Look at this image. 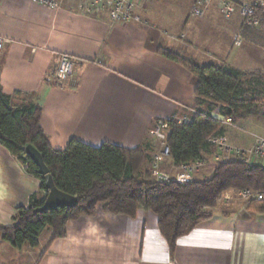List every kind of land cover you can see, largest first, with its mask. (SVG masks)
Instances as JSON below:
<instances>
[{"label":"crops","instance_id":"0c3cea01","mask_svg":"<svg viewBox=\"0 0 264 264\" xmlns=\"http://www.w3.org/2000/svg\"><path fill=\"white\" fill-rule=\"evenodd\" d=\"M193 2L159 0L137 10L140 22L114 23L79 5L0 0V89L6 95H37L41 129L58 151L71 140L132 150L148 142L156 120L196 110L220 119V106L196 103L195 76L158 50L198 67L264 73V23L243 26L237 8L226 18L216 0L202 19H192ZM61 53L75 59L73 75L48 84L45 76ZM263 99L252 114L223 125L224 138L247 147L264 137ZM212 165L185 177L205 180ZM32 195L44 196L39 180L0 144V225L10 226L15 209L27 206ZM101 208L67 222L63 237L53 239L50 229L43 230L47 237L43 242L40 235L35 248L15 249L0 237V264L16 254L28 255L24 264H264V213L248 207L216 208L209 220L179 237L173 251L153 212L137 210L131 218Z\"/></svg>","mask_w":264,"mask_h":264},{"label":"trees","instance_id":"16d2710c","mask_svg":"<svg viewBox=\"0 0 264 264\" xmlns=\"http://www.w3.org/2000/svg\"><path fill=\"white\" fill-rule=\"evenodd\" d=\"M158 53L195 76L196 103L220 106L222 115L230 117L233 123L252 114L264 97V73L260 71L241 72L215 65L198 67L170 51L158 50ZM195 112L189 124L168 126L166 142L175 170L185 163L212 162L216 148L209 138L224 137L218 119L209 112ZM41 113L37 95H6L0 89V144L28 174L39 180L44 193L41 198L32 195L27 206L16 208L10 226L0 225L1 239L15 249L37 247L45 228L50 229L53 239L65 236L67 222L94 215L100 205L105 213L131 218L137 210L153 212L161 235L173 251L179 237L213 216L211 210L205 209L215 207L225 191L264 190V167L248 166L237 160L215 163L211 176L202 181H151L152 172L144 170V165L152 163L151 155L155 152L152 153L154 145L146 140L132 150L110 144L94 148L76 140L69 141L62 151L53 150L40 126ZM26 146L41 154L55 188L77 198L75 207L36 212L47 190L37 167L23 152ZM248 208L264 213V203H253Z\"/></svg>","mask_w":264,"mask_h":264},{"label":"built area","instance_id":"2783aa9c","mask_svg":"<svg viewBox=\"0 0 264 264\" xmlns=\"http://www.w3.org/2000/svg\"><path fill=\"white\" fill-rule=\"evenodd\" d=\"M35 3L56 8L55 0H32ZM159 0H80L85 10L94 15L105 14L110 21L114 23H130L140 22L137 10H143ZM215 0H194L189 10V17L192 19H202ZM221 14L228 18L233 8L238 9V13L242 19L243 26L259 28L264 17V0H249L237 3L233 0H216ZM54 68L45 76V82L52 84L70 78L73 75L75 67V59L65 53L57 56ZM196 114L193 111L190 115H171L166 119H158L152 128L153 137L159 142V151L152 156V173H154L156 182L171 183L175 179L168 176L167 173L161 171L159 164L161 160H169L170 150L166 142L167 131L170 123L176 125H187L191 122L192 117ZM223 125H232L230 117H222L218 119ZM209 142L215 146L216 152L212 156L215 163L227 160H237L248 166L264 167V137H256L252 146L243 148L233 145L226 138H209ZM204 165L201 161L185 163L177 170L187 178L199 171ZM237 197L241 201L248 203H264V190H255L250 188L241 189L237 192ZM225 200H229L227 197ZM247 207V206H245Z\"/></svg>","mask_w":264,"mask_h":264},{"label":"rangeland","instance_id":"374dc122","mask_svg":"<svg viewBox=\"0 0 264 264\" xmlns=\"http://www.w3.org/2000/svg\"><path fill=\"white\" fill-rule=\"evenodd\" d=\"M56 1V3L57 4H61V5H64V6H70V7H78V5L79 6H81V8L82 9H85L84 7H83V5L80 3V0H55ZM137 12V11H136ZM101 16H106L105 14H103V15H101ZM182 58V57H181ZM184 59V58H183ZM186 60V59H185ZM261 104L264 106V99L261 101ZM152 130V129H151ZM150 130V132L148 133V136H147V141L149 142H151L154 146V151L152 152V153H154L155 152V154L159 151V149H160V146H159V142L153 137V135H152V131ZM257 137H259V136H257ZM261 137V136H260ZM256 138V137H255ZM230 141V140H229ZM231 142V141H230ZM232 143V142H231ZM233 144V143H232ZM253 144V143H252ZM233 145H235V144H233ZM235 146H237V145H235ZM252 146V145H251ZM239 147H242V146H239ZM248 147H250V146H247V147H243V148H248ZM212 163H213V165H212V167H210L211 169V172L213 171V168H214V165H215V162H213V160H212ZM161 164H163L162 165V167H163V169L164 170H166L167 172H169L170 174H168V176L169 177H171V178H173V179H175V181H178V182H188V180H187V178L183 175V174H181V173H175V172H170V171H172L171 169H170V165H169V163H167V160L166 159H163V160H161ZM159 166H160V164H159ZM152 165L150 164V165H144V170H151V172H152ZM160 168V167H159ZM160 170H161V168H160ZM166 173V172H165ZM212 174V173H211ZM151 178H152V180L151 181H156V179H155V176H154V173H152V175H151ZM237 192L238 191H235V190H229V191H225L222 195H221V198L219 199V201L217 202V204L215 205V207H213V208H206L205 210H211L213 213H214V210L216 209V208H221L222 206H224V205H227L228 207H229V209H232V208H239V207H245V206H249V205H251V204H253V203H248V204H246L245 202H243V201H241L240 199H238V197H237ZM228 198L229 200L227 201V200H225V198ZM227 208V207H226ZM48 231L49 230V228H45L44 229V231ZM42 236H41V240L44 242V240L46 239V237H47V235H46V232H44V234H41ZM0 237H1V235H0ZM10 256H11V254H9ZM20 256V258L18 259V257ZM12 258V259H11ZM20 261L21 262V264H24V263H27L28 262V260H29V257H28V255H26V254H16V255H12L10 258H6V263L7 264H16L18 261ZM17 261V262H16Z\"/></svg>","mask_w":264,"mask_h":264},{"label":"water","instance_id":"95a60500","mask_svg":"<svg viewBox=\"0 0 264 264\" xmlns=\"http://www.w3.org/2000/svg\"><path fill=\"white\" fill-rule=\"evenodd\" d=\"M23 152L37 167V171L43 177L44 187L47 190V195L43 204L36 210V212L42 213L46 211H54L58 208L65 209L75 207L77 205L76 197L62 193L55 188L48 169L43 163L41 154L32 146H26L23 149Z\"/></svg>","mask_w":264,"mask_h":264}]
</instances>
